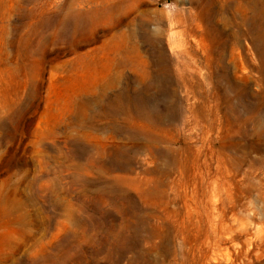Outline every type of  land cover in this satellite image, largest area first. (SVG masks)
I'll return each mask as SVG.
<instances>
[{
    "label": "rangeland",
    "instance_id": "1",
    "mask_svg": "<svg viewBox=\"0 0 264 264\" xmlns=\"http://www.w3.org/2000/svg\"><path fill=\"white\" fill-rule=\"evenodd\" d=\"M0 264H264V0H0Z\"/></svg>",
    "mask_w": 264,
    "mask_h": 264
}]
</instances>
